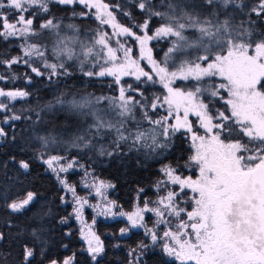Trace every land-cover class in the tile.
Segmentation results:
<instances>
[{
    "label": "snow or ice",
    "instance_id": "snow-or-ice-1",
    "mask_svg": "<svg viewBox=\"0 0 264 264\" xmlns=\"http://www.w3.org/2000/svg\"><path fill=\"white\" fill-rule=\"evenodd\" d=\"M51 2L94 9L95 19L102 27L85 42L79 40V30L74 25H67L74 32L69 37L61 35V25L54 18L36 24L38 14L47 13ZM204 5L210 9L207 14L189 11L192 5L175 2L169 3L167 11L162 12L153 10L151 0H136L135 6L147 14L143 23H137L131 12H123L119 4L110 6L103 0H0V38L7 41L17 37L25 41L21 44L22 56L0 60V64L11 67L23 63L32 73L43 76L45 73L32 66L31 59L24 58L35 57L42 61L41 66L48 71L51 80L53 76L70 75L66 61L78 60L84 75L112 77L118 86L117 96L88 94L68 99L66 94H61L47 105L49 108L59 106L86 123L82 133L72 138L71 147L91 148L97 137L103 139L112 134L111 150L101 145V155H122L125 145L129 151L148 149L150 154L170 149L176 134L182 133L190 151L184 164L162 166V176L155 184L160 194L154 201L146 200L143 207L137 206L134 211L119 215L127 216L135 228L144 227L145 212L154 213L155 223L152 228L145 227L146 235L153 245H159L162 253L179 264H264V30L258 29L257 22L251 18L255 15L264 24V0H256L251 6L243 0H204ZM229 7L236 11L248 8L249 14L239 23H234L235 17L227 13L221 19L215 9ZM115 11L127 16L131 26L119 23ZM89 14L93 13L79 15ZM153 17H159L163 23L149 35ZM103 26L110 27L111 33ZM189 31L193 35H186ZM44 32L55 36L50 51L57 62L48 61L47 44L28 42ZM121 37L132 38L138 49L136 56H133V47L122 42ZM160 38H173L163 60H157L149 47L151 41ZM193 51L201 54L193 58ZM141 61L147 62V71ZM85 66L98 70L84 71ZM128 76L137 81L143 78L146 84L159 83L165 91L149 98L131 85L126 89L121 81ZM4 79L6 77L0 75V80ZM177 80L195 83L191 89H186L175 87ZM128 91H137L140 99L127 95ZM29 95L24 90L0 88V97L10 101ZM213 101L221 102V107L215 108ZM104 102L107 108L100 106ZM7 110L9 105L0 102V111ZM158 110H163L164 114L157 115ZM190 116L196 118L195 123ZM20 119L21 116L12 115L4 122ZM40 119L37 113V120ZM88 120L91 123H87ZM6 135L0 127V137ZM36 139L44 149L58 142L52 134ZM37 159L72 193L76 204L74 214L82 220L88 201L78 196L76 188L60 175L79 161L73 158L65 165L61 162L67 157L50 155L45 159L43 153ZM16 163L24 172L30 171L32 166L30 159ZM181 169H193L196 174L184 175ZM88 175L85 171V176ZM90 186L97 195H103L102 190L112 185L93 180ZM35 197L36 193L27 191L22 199L7 202L6 207L13 213L22 212ZM115 206V202H108L101 214H111ZM94 207L100 208V205ZM127 230L122 228L120 232ZM41 235L40 230H33V242L39 241ZM5 236L0 232V241ZM81 236L95 261L104 251L103 242L91 225L87 226V231L81 229ZM149 247L143 242L138 244L137 264ZM36 254L34 243L31 247L23 244L20 264H31ZM72 261L73 257H69L61 264H72ZM49 264L58 262L50 260Z\"/></svg>",
    "mask_w": 264,
    "mask_h": 264
},
{
    "label": "trees",
    "instance_id": "trees-1",
    "mask_svg": "<svg viewBox=\"0 0 264 264\" xmlns=\"http://www.w3.org/2000/svg\"><path fill=\"white\" fill-rule=\"evenodd\" d=\"M104 3L114 6L119 4L123 12H131L132 18L137 23H143L147 19V14L141 12L135 5L136 0H103ZM180 3L181 5H192L189 11L207 14L210 9L204 5V0H151L154 11H167L169 3ZM249 6L256 0H243ZM220 18L224 14L235 17L234 23L245 20L249 14L248 8L240 11L232 7L227 9L217 8ZM11 12L12 10H8ZM81 12H90L83 5H60L55 2L49 4L47 13L40 12L36 24L42 23L44 19L54 18L61 25V35L72 37L73 29L67 25H74L78 29L79 40L87 42L93 33L102 26L93 20L92 14L81 17ZM75 13V15H74ZM27 15V14H26ZM119 23L131 26L130 19L124 16L121 11H115ZM257 22V27L264 30L255 15L251 17ZM163 21L159 17H153L150 21L149 35L152 30L158 27ZM104 28V27H103ZM109 32V28H104ZM133 31H139L133 29ZM186 35H193L191 31ZM133 48L136 45L132 38H125ZM171 39L160 38L149 43L153 50V56L157 60H163L164 53L171 46ZM55 41V36L44 32L41 37H33L28 42L44 43L49 46L46 53L49 62H57L50 51L51 44ZM25 41L21 38L12 37L5 41L0 38V60L22 56L21 44ZM76 51L80 49L76 46ZM201 54L192 52V57ZM32 60V66L38 67L45 74L37 76L32 73L30 68L23 63L14 64L7 67L0 64V75L6 77L0 80V88L4 90H24L30 93L28 97L17 98L8 102L9 110L0 111V124L4 127L6 136L0 137V232L6 234L5 239L0 241V264H20L22 260V245L28 243L29 246L36 247V256L31 264H49L50 260H55L58 264L69 257H73L72 264H126L123 258L124 250L135 252L137 246L144 241L139 231H132L128 234L121 233L120 229L126 225L123 220H104L99 218L95 222L94 230L106 247L103 256L92 260L86 252L83 240L80 237L78 228L71 218V208L69 204L63 203L62 188L57 179L47 170L46 164L37 159L41 153L46 159L50 155L67 156L75 158L89 167L99 178L110 182L113 185L112 198L114 202L125 211H130L135 201L142 202L151 200L154 194L156 181L161 177L160 169L163 165L177 162L184 164L190 154L188 141L182 133H177L174 137V146L167 150H157L149 153L148 149L140 151H129L127 145L122 148V155L106 156L100 154V147L103 145L111 150L110 141L112 134H107L103 139L97 137L93 140L91 148H73L71 140L74 136L82 133L87 126L84 120L66 114V110L59 106L49 108L47 105L57 96L66 94V98L73 96H117L118 86L114 84L112 77H88L80 71L78 60L66 61V66L70 75L53 76L48 79V71L41 65L42 61L38 58L24 57ZM98 70L90 66H85L84 71ZM14 77V78H13ZM30 78V79H29ZM218 82V81H216ZM193 81H178L175 87L191 89ZM121 84L127 89L128 85L132 89L144 91L145 96L151 98L153 94L162 95L164 89L158 83H145L143 78L137 81L132 77L122 78ZM127 95H134L140 99L137 91H128ZM205 102H208L207 100ZM107 108V102L100 105ZM215 108L221 107V102L213 101ZM37 113L41 119L37 120ZM163 110H158L157 115H163ZM12 115L21 116L20 120L5 119ZM140 114L137 111V119ZM153 118H156L154 116ZM87 123H91L88 120ZM194 123V121H193ZM146 126V125H145ZM52 134L57 138V144L50 145L44 149L37 136ZM15 158V160L13 159ZM30 159L32 166L30 171L24 172L19 169L16 161ZM193 169H181L183 172ZM143 189V192H138ZM27 191L36 193L34 201L22 212L13 213L6 207V203L13 199H22ZM66 220V222H62ZM38 229L42 235L39 241L33 242L32 232ZM43 253V254H41ZM145 257L142 264H177L167 260L161 253L143 254Z\"/></svg>",
    "mask_w": 264,
    "mask_h": 264
},
{
    "label": "rangeland",
    "instance_id": "rangeland-1",
    "mask_svg": "<svg viewBox=\"0 0 264 264\" xmlns=\"http://www.w3.org/2000/svg\"><path fill=\"white\" fill-rule=\"evenodd\" d=\"M90 11H92V13H93L92 14L93 20L96 21V22H98L95 19V16H94L95 10L92 9ZM103 27L104 28H109V33H111L112 30H111L110 27H107V26H103ZM125 38L126 37H121L120 39H121L122 42H126L129 46L132 47V45L130 43H128ZM113 46L115 47V44H113ZM137 54H138V49H137V46H136L135 48H133V56H136ZM146 64H147L146 61H141V66L142 67H145V71L148 70V67L146 66ZM128 77H132V76H128ZM132 78H134V77H132ZM178 81H181V80H177L176 82H178ZM0 102H4V103L7 104L8 102L11 103L12 101L8 100L7 98L0 97ZM66 114H70V113L66 112ZM189 118H190V120L194 121V123H195L196 118L194 116H190ZM0 127L4 128L1 124H0ZM64 157H67V156H64ZM67 158L68 159L62 161L61 163L67 165V163L70 160L73 159L71 157H67ZM81 165H83L84 167L82 168ZM46 168H47V165H46ZM47 170L56 178V175L53 172H51V170H49L48 168H47ZM85 171H87L89 173L88 176H85ZM183 174L184 175H190L188 172L183 173ZM60 175H61V178L67 180V182H68L69 185L74 186L76 188V194L78 196L83 197V198L87 199V201H88V204L84 205V208H83L82 220L81 219H77L76 216H75V214H74V211H73L74 208L76 207V204H75V200L73 199L72 193L71 192H68L67 189H65L58 182L59 185L62 188V193H63V200L62 201H63L64 204H69L70 205V208H71V218L73 219V221L76 224V227L78 228L80 237L83 240L86 249H87V242L81 236V229H84L85 231H87V226L88 225H91L92 231L95 232V230H94L95 222L99 218H102L104 220L121 219V220L124 221V223L126 225V229H128L125 232V234H128V233H130L132 231H141V232H143L144 236L152 244L150 237L146 235L145 227H147V228H152L153 227V225L155 223V220H156V217H155L154 213L145 212L144 213V221H143L144 227H135V228L130 225V222L127 220V216H121V215H119L120 212H125V213L132 212V211L135 210V208L137 206L143 207L144 202L146 200H144L142 202L135 201V203H134V205H133V207H132V209L130 211H125L124 209H122L120 206H118L115 203L116 206L112 208V213L111 214H101V209L108 202H114V200L112 198V193H111L112 192V189H113V185L110 182L105 181V180L99 178L89 167H87L86 165H84L82 163L75 164L73 166V168L69 169L66 173H61ZM93 180H95L97 182L104 181L106 184H110L112 186L111 187H108L106 189H103L102 190L103 195H97L95 188L90 186L92 184ZM158 194H160V193H158L157 192V189L154 187L153 197H152L151 200H148V201H154L157 198V195ZM97 204L100 205V208L94 207V205H97ZM152 206H153L152 204H149V207H152ZM93 221H94V223H93ZM159 231L162 232L163 231V228L161 227L159 229ZM155 246L157 247V249L161 250L158 244L155 245ZM164 255L166 256V254H164ZM166 257L169 258V259H173L174 260V258H172V257H168V256H166ZM176 262H178V261H176Z\"/></svg>",
    "mask_w": 264,
    "mask_h": 264
},
{
    "label": "flooded vegetation",
    "instance_id": "flooded-vegetation-1",
    "mask_svg": "<svg viewBox=\"0 0 264 264\" xmlns=\"http://www.w3.org/2000/svg\"><path fill=\"white\" fill-rule=\"evenodd\" d=\"M187 171L186 170H184L183 171V173H186ZM190 175H195V171L194 170H192V171H190V172H188ZM139 233H140V236H143V239H144V241H143V243H145V244H148L150 247H149V249L145 252V254H148V253H154V254H157L158 252L159 253H161L167 260H169V261H173V262H175V263H177V264H179L178 262H176V261H174L173 259H169V258H167L162 252H161V250H159V249H157V247L155 246V245H152L151 243H150V241L144 236V234H143V232H141V231H139ZM104 247V251H106V247L105 246H103ZM85 249H86V247H85ZM133 250V249H132ZM137 251L134 253V254H131V251L130 252H127V251H125L124 250V252H123V258L126 260V264H137V260H136V256H137V252H139V249H136ZM103 251V252H104ZM86 252L91 256V254L87 251V249H86ZM100 256H103L102 255V253L99 255V256H97V258L98 257H100ZM144 255L142 256V258L139 260V264H142V261H143V259H144Z\"/></svg>",
    "mask_w": 264,
    "mask_h": 264
}]
</instances>
